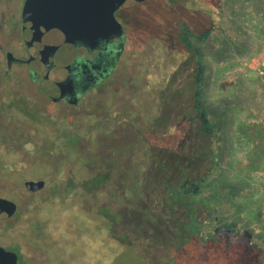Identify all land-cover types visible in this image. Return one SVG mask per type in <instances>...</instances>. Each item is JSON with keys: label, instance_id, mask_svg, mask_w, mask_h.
<instances>
[{"label": "rangeland", "instance_id": "obj_1", "mask_svg": "<svg viewBox=\"0 0 264 264\" xmlns=\"http://www.w3.org/2000/svg\"><path fill=\"white\" fill-rule=\"evenodd\" d=\"M23 2L0 0V11H21ZM190 2L148 0L144 5L128 6L134 11L159 12L157 34L137 31L143 36L141 47H137L141 53L130 67L139 78L132 79L130 90L132 107L144 110L142 123L132 125L139 129L151 126L146 135L152 144L155 140L158 146L161 143L162 153L138 144L129 160L102 158L96 153L95 124L88 125V132L79 131L80 140L68 145L67 158L59 163L68 190L57 193L58 198L46 191L36 195L35 205L40 207L19 221V231L41 249L44 264H111L118 247L127 258L132 252L138 258L135 264H172V260L175 264H193L188 258L196 249L185 243L187 237L181 234L180 224L188 223L190 214L203 222L208 208L198 209L194 215L193 207L202 202L210 207L209 232L216 236L227 232L248 235L264 254V22H256L244 0H218L215 26L209 33L194 37L183 30L176 36L178 21L171 17L180 9L186 10ZM180 42L197 56V114L204 129L211 131L217 151L207 176L210 188L204 189L207 195L202 186L195 192L187 185L180 190L172 185L178 174L173 167L179 161L183 139H187L177 125V115L188 103L180 104L178 91L190 90L184 85L190 78L185 72L192 70ZM105 103H112L110 97ZM160 104L161 131L158 128L155 134V109ZM249 125L254 129L248 133L245 128ZM84 147L95 152L89 163ZM124 164L127 171L121 181L116 174L122 173ZM43 166L45 173L51 172V165ZM40 172L34 167L25 174L33 177ZM4 194L12 196V192ZM65 222L69 235L60 236L57 233L65 231ZM89 227L94 233L89 246L92 256L83 260L75 247ZM256 258L264 263V257ZM123 263L131 264L128 260L119 264Z\"/></svg>", "mask_w": 264, "mask_h": 264}, {"label": "flooded vegetation", "instance_id": "obj_2", "mask_svg": "<svg viewBox=\"0 0 264 264\" xmlns=\"http://www.w3.org/2000/svg\"><path fill=\"white\" fill-rule=\"evenodd\" d=\"M24 2L21 11H0V205L8 201L15 205L11 216L0 218V264H44L41 249L30 244L25 234L19 231V221L25 220L39 206L35 205L38 202L36 195L46 191L58 198L57 193L68 190L59 163L67 158L68 145L77 143L81 137L79 131L88 132L89 124H95L97 128L96 153L102 158L129 160L138 144L150 146V152L162 153L161 143L158 146L155 140L152 144L146 135L151 126L140 129L133 126L142 123L144 110L132 107L130 90L132 79L139 78L132 74L130 67L131 61L141 53L137 47H141L143 36L137 31H143L144 35L146 32L157 34L159 12L128 8L129 5H144L148 0H125L116 11L113 8L105 11L108 15L113 14L122 32L102 42L101 47L92 35L86 40L83 33L78 32L82 26L72 22V17L62 18L61 21H65L62 24L64 33H60L59 39L62 52H69L72 61L85 62L87 66L76 82L78 100L70 102L66 98L53 100L34 79L32 67L38 68L42 62H48L45 46L57 45L58 40L56 34L44 31L42 21L45 18L32 15L31 48L26 46L22 18ZM103 3L114 7L115 0H103ZM34 12L44 14V11ZM68 21L71 22L68 24ZM176 28L179 29H176V36L178 31L189 32L186 25L180 24ZM106 84L111 86L105 89ZM108 97L112 102L110 105L105 103ZM161 112L160 104L155 109V134L158 128L161 131ZM84 150L85 161L89 163L95 152L90 147H84ZM2 155L6 159L1 158ZM44 163L51 165L50 173L44 172ZM34 167L38 172L42 170L36 175L47 177L35 178L36 175L25 174ZM122 169V173L116 176L124 181L125 164ZM30 181L39 182L41 186L34 191L28 190L26 183ZM5 192H12V196L8 197ZM52 196L49 194L48 197ZM54 201L59 202L58 199ZM64 230L57 234L69 235L66 222ZM86 231L85 238L77 239V253L91 248L94 233L90 227Z\"/></svg>", "mask_w": 264, "mask_h": 264}, {"label": "trees", "instance_id": "obj_3", "mask_svg": "<svg viewBox=\"0 0 264 264\" xmlns=\"http://www.w3.org/2000/svg\"><path fill=\"white\" fill-rule=\"evenodd\" d=\"M178 0H171L172 3H176ZM183 2L184 0H180ZM250 7L253 14L256 16V22H264V0H244ZM218 0H191L189 7L186 10L180 9L175 16L172 15L173 21H178L177 24L186 25L189 29V33L194 37H200L209 33L215 26ZM184 49L185 55L188 58L189 65H191V71L187 74L189 80L185 81L184 85L190 86V90L179 89V101L180 104H187L186 108L178 113L179 123L177 124L182 132L187 136V139H183L182 148L180 150L185 151L188 156H182L183 152L180 151L179 161H176L173 169L177 171V178L173 187L181 188V186H189L195 188L197 192L200 186L202 190L209 189L210 185L208 180V174L213 169L215 160L217 158V151L215 149V141L211 136V131L204 129V123L201 116L197 114V79L198 74V59L195 54L188 50L185 44H179ZM184 56V55H183ZM182 58L184 59V57ZM187 62V60H186ZM181 73V72H180ZM184 73V74H185ZM181 76V74L179 75ZM180 80V78H179ZM182 82V86H183ZM181 86V81L179 82ZM179 86V87H180ZM241 89V90H240ZM238 89L239 95L242 93L243 88ZM238 97V94H236ZM234 98V95L232 99ZM233 102V101H231ZM190 113L193 118L190 121ZM250 128V130H249ZM254 128L248 126L245 128L248 133ZM243 134V132H242ZM182 154V155H181ZM195 186V187H194ZM205 195L208 194V190H204ZM203 194V195H204ZM200 203L193 205L194 215L199 213L198 209H204L207 212V217L203 222L198 221L192 214H190L189 222L180 224V230H183L181 234L184 238L187 237L185 243L196 249V253L188 258L189 263L193 264H264L263 260L257 259L256 256L264 257L263 253H260L259 247H254V240L248 235H235L225 233L226 235L216 236L214 232H209V211L210 207ZM196 212V213H195ZM192 213V212H191ZM214 231L216 229H213ZM188 245V246H189ZM118 254L109 261V263H120L128 260L131 264H135L138 258L131 252L124 254L123 248L118 247ZM84 253V254H83ZM90 253V254H87ZM83 260L86 259V255L92 256L90 250L87 252H80L78 254ZM86 256V257H84ZM88 258V257H87ZM194 259V261H191ZM171 261V260H170ZM108 262V261H107ZM171 263L175 264L174 260Z\"/></svg>", "mask_w": 264, "mask_h": 264}, {"label": "water", "instance_id": "obj_4", "mask_svg": "<svg viewBox=\"0 0 264 264\" xmlns=\"http://www.w3.org/2000/svg\"><path fill=\"white\" fill-rule=\"evenodd\" d=\"M125 0H115V5L104 6L103 0H25L22 9L23 38L28 48H31V17L42 16L45 21L44 31L56 34L57 45L45 46L48 62H42L40 67H32L34 79H36L42 91L53 100L66 98L70 102L78 100L76 82L80 75L85 72V62L72 61L69 52H62L59 42L60 33H64L61 21L64 17H72L74 21L82 26V32L86 40H98L101 47L114 34L121 33V26L115 20L113 14L108 15L105 11H116ZM144 1V0H138ZM34 11H44V14H35ZM71 21H68V24ZM75 31V29L73 30ZM71 31V32H73ZM93 33V34H92ZM46 58V59H47ZM30 64H32L30 62ZM41 186L39 182H27L28 190H36ZM15 211L13 202L0 205V218L11 216Z\"/></svg>", "mask_w": 264, "mask_h": 264}]
</instances>
